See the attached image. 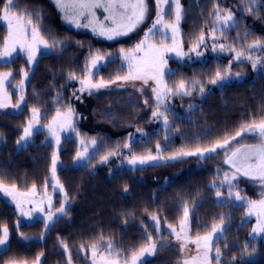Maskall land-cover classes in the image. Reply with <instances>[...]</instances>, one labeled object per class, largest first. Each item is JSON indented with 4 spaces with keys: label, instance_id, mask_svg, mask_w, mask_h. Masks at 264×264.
<instances>
[{
    "label": "trees",
    "instance_id": "1",
    "mask_svg": "<svg viewBox=\"0 0 264 264\" xmlns=\"http://www.w3.org/2000/svg\"><path fill=\"white\" fill-rule=\"evenodd\" d=\"M4 1L0 0V8ZM14 1L13 8L18 11L39 12L42 34L50 45L52 38L63 41L53 47L54 51L39 55L25 86L26 98L22 109L39 108L45 113L44 118H48L55 109L71 105L76 82L69 79V74L79 75L88 55L95 51H113L123 44L109 46L90 34L65 27L49 0ZM246 2L180 0L183 8L180 20L183 47L194 44L201 32L211 30L217 5L221 13H233L234 24L228 26L226 36L230 43L240 49H246L255 41L264 44V3L258 2L253 6L255 11L249 13L244 10ZM2 31L0 27V36ZM259 51L263 54L264 48ZM24 63V58L17 56L9 63L0 64V70L13 71L15 82ZM167 64L175 73L165 76L169 87L181 79L187 82L195 79L205 87L217 68L221 71L226 69L228 59L208 58L204 62L168 59ZM116 68L117 61L110 60L98 74L101 79L107 80L124 72L123 68L115 72ZM192 93L194 96L195 91ZM261 117H264V70L252 78L224 83L207 91L194 106L180 116H173L165 133L162 129L151 131L141 140L127 143L126 132L110 133L77 126L81 137H98L99 141L94 154L81 165L70 164L77 150V139L72 134L63 139L58 150L57 177L68 196V214L57 217L47 228L40 219L31 222L23 220L16 224L12 205L0 202V226L6 225L9 229V250L0 255V264H5L13 256L28 263L34 262L41 253V264H67V254L61 242L68 245L71 264H85L79 256V249L101 236L103 241L111 240L115 248L130 253L147 242L144 228L157 240L158 234L151 220L153 214L159 217L160 235L169 244L171 235L165 226L175 224L182 217L185 201L194 209L190 225L192 234L206 233L212 223L219 222L221 214L225 215L226 231L213 247L221 249V264H264V234L261 238L249 237L251 220L245 219L243 206L231 203L221 205L215 199L216 188L210 187V182L217 177L216 173L203 165H191L174 176L169 169L181 159L170 164L166 162L140 168L108 164L115 161V157L109 155L113 151H119V156L155 154L159 144V152L168 155L181 149L209 147L226 133L234 135L242 122ZM4 131L0 121V133ZM44 136L41 130L33 133L31 141L18 149L14 148L10 138L0 144V182L8 187L16 185L17 189L27 190L33 183L37 189L44 188L47 179L51 186L50 166L54 146ZM126 143L130 144V149L124 148ZM104 156H108L107 162L98 163ZM125 186L127 192L124 191ZM57 191L54 204L64 199V193ZM21 233L31 239H22ZM246 244L249 247L245 251ZM157 245L159 251L166 248L160 247L159 240ZM157 264L162 263L157 261Z\"/></svg>",
    "mask_w": 264,
    "mask_h": 264
},
{
    "label": "snow or ice",
    "instance_id": "2",
    "mask_svg": "<svg viewBox=\"0 0 264 264\" xmlns=\"http://www.w3.org/2000/svg\"><path fill=\"white\" fill-rule=\"evenodd\" d=\"M58 10L62 13V19L67 23L74 25L76 28H91L95 35L106 38L107 40H114L119 37L128 36L133 33L141 24L144 23L148 14L147 0H54ZM258 2L264 3V0H247L245 4V11L253 13L255 11L254 5ZM156 3V19L145 31L144 37L135 44L131 50L120 49L121 57L127 62L128 72L124 76H117V80L123 81H143L145 85L148 84L149 80L155 83V87L151 89L156 100V111L152 112L154 118L164 117L165 126L168 125L169 121L166 116L167 106L164 110L161 109V105H165V101L169 96L182 95L191 96L193 90L204 93L205 89L198 80L193 79L190 82L184 79L179 82H174L173 87H169L165 81L166 75H175V73L167 68V60L165 59L166 54L174 53L176 57L183 59L188 53L182 50V45L179 44L177 37L179 34V23L182 18L183 8L180 0H155ZM166 5L172 7L167 11H171L174 14L173 23H165V15L167 14ZM14 0H5L3 7L0 8V21L7 22V35L3 38V48L0 49V59L9 58L13 53L20 52L27 56V62L32 64L36 61L37 54L41 52V49H49L55 47L57 44H62L63 41L52 38L51 45L48 39L42 34V20L39 12H30L26 9H21L18 12H14L13 9ZM102 9L104 15L103 21L97 17V10ZM35 17V20L33 19ZM215 21L219 22L217 26H214L212 32L215 33L217 27H220L221 34L223 35V28L228 27L230 24H234V16L231 11H227L226 15H221V11L218 5L215 8ZM159 26V27H158ZM171 32L169 37L168 32ZM160 34V43H151L153 37ZM171 39L172 44L169 46L165 41ZM215 40V37L213 36ZM201 45L206 46L205 36L203 32L197 38V42L189 50L194 52L197 57H202L203 52L198 51ZM249 49L264 48V44L260 41L248 45ZM228 50L224 44L218 46L214 43L212 45V51H226ZM234 50V49H233ZM142 54V55H139ZM235 58L237 60L247 59L251 62L252 68L255 70L258 66L264 68V60L254 59L251 54L245 56L243 52H236ZM104 59L101 55H95L90 61V66L86 67L85 74L86 78L80 80L81 88L79 91H89L91 94L92 89H100L108 86V83H114L115 81L105 82L101 79L99 82L93 83L92 76L94 75L93 69H96L99 62ZM11 72L0 73V108L7 107L10 101V97L6 90V83L9 78L12 77ZM24 77L27 78L28 73H23ZM237 77L240 73L235 74ZM231 70L226 69L221 71L217 68L214 77H212L209 83L216 85L230 79ZM74 73L69 74V79H76ZM24 81L21 80L19 88L23 91ZM199 85V87H197ZM143 91V88L138 89ZM75 96V93H73ZM78 98V97H77ZM24 101V96L19 97L17 104L13 105L15 108L20 107V103ZM58 102V101H57ZM147 103V101H145ZM32 119L28 121L27 126L23 129V135L17 141L20 144L21 141H26L33 135V129L40 120V110L33 107L31 109ZM75 112L71 105L67 106L65 112H61L57 109L56 115L52 118V122L49 123L46 128L49 136L54 139L57 146L60 144V132L62 131H77L74 124ZM142 129H137V132H141ZM251 134L254 138L259 140L256 144L241 143L238 147H232L233 142H238L237 138H243L244 136ZM167 139V137H165ZM81 141V144H84ZM96 140H92L91 144L96 145ZM157 151H160V145L157 144ZM124 148L130 149V144H124ZM218 150H224L225 159L224 163L231 166L234 172L229 175L225 172L223 179L220 184L217 185L214 181L210 187L216 188L215 196L221 205L227 203V201L246 203L248 211L246 216L251 217L255 215L257 217V224L252 229L254 236L264 234V193L262 198L259 200H248L242 196L240 191L233 192L236 185L233 183L236 180L237 175H243L253 180H258L261 185H264V117L259 120L253 118L247 122H242L239 129L235 131L234 135H228L227 133L222 137L218 138L210 147L200 148L197 147L195 150L181 149L175 154L168 157V160L182 159L187 156H196L198 158H207L210 154L217 153ZM119 151L110 152L109 155H119ZM85 158V153L77 152L76 159L81 160ZM162 157L159 155L153 156L148 155H131L128 159L130 165H145L151 162L160 160ZM104 162H107L108 156H104ZM59 155L58 152L52 153L51 158V187L52 189L59 190L64 193V199L61 201V206L55 211L52 210V198L48 195V180L44 183V192L40 199H32L36 196L37 186L35 183L32 184L31 189L27 193H20L17 191L16 185H12L10 188L0 182V192H3L6 196H11L16 204L17 210H19L22 216L32 217L33 212L43 213L45 211V201L47 202V215L44 216L43 220L45 228L48 227L49 222H54V218L57 214L64 216L68 214V210L65 205L68 203L67 193L64 192V186L60 183L57 177V166H58ZM227 185V201L223 199V193L219 190L220 187ZM124 191L127 192V186ZM22 203H29L33 205L30 211H25L22 207ZM194 209L191 208L187 201L183 202L182 206V218L179 223V230L173 228L172 225H168L171 229L170 235H174L176 241L179 242V251L181 253L191 252L187 248L188 244L195 245V254L187 255L179 261V264H212L213 259L216 264H221L222 252L220 248H216L213 254L214 244L219 242L226 231L225 215L221 214L219 223H212L211 230L207 231L204 235L197 234L195 238L190 235L191 232V218ZM151 220L154 222L153 228L156 231L157 240L160 241V247H170L171 245L163 241L161 233L160 219L157 215H151ZM144 234L147 238V242L141 245L137 250H132L130 255L125 258L122 256L121 251L117 250L109 240L106 244L94 243L90 245L92 253V264H121V260H124V264H144V258L146 256H152L157 251V240H154L147 228L143 229ZM21 238L24 240L31 239L30 237L24 236L21 233ZM104 237H99V241L102 242ZM61 245L65 252H68V245L61 242ZM103 246L104 251H99L100 247ZM227 247V245H225ZM249 245H245V251ZM9 250V229L6 225L0 226V255ZM83 250V245L81 246ZM41 253L35 258L33 264H41L40 257ZM243 256V253L241 254ZM235 261V257L232 258ZM5 264H28L26 260H19L16 257H9ZM67 264H71V255L68 256Z\"/></svg>",
    "mask_w": 264,
    "mask_h": 264
},
{
    "label": "rangeland",
    "instance_id": "3",
    "mask_svg": "<svg viewBox=\"0 0 264 264\" xmlns=\"http://www.w3.org/2000/svg\"><path fill=\"white\" fill-rule=\"evenodd\" d=\"M53 7L55 8L56 12L58 13L59 19L61 21V24L65 27L72 29L74 31L79 32H85L87 34H90L94 38H96L99 41L105 42L107 45H115V44H123L121 46H117L116 49L113 51H105V52H92L90 55H88L85 58L84 65L82 72L79 75H76V79L74 81L76 82V91L75 96L71 98V106L74 109L75 115L73 117L74 124L76 127V130L78 129L77 126L84 127L86 129H99V130H106L110 133H118V132H126L127 133V143L133 141V140H141L146 133L151 131H156L159 129H162V132L165 133V129L169 126V123L167 126L164 124V117L160 118H154L152 116V112L156 111V100L155 96L152 93L151 89L155 87V83L151 80H149L148 84L145 85L143 81L135 80V81H123V80H117L116 77H113L111 79L104 80L105 82L115 81L114 83H108V86L105 88L100 89H92L91 94H89L88 90H85L83 92L79 91L81 88L80 80L86 78L85 70L86 67L90 66V61L93 56L95 55H101L104 57L102 61L99 62L96 69H93L94 75L92 76V82L96 83L101 80L99 76V70L104 67L108 61L110 60H116L117 61V68L115 72L121 71V69H124V72L119 76H124L128 72V65L127 62L124 61L121 57L120 49L124 48L125 50H131L134 48L135 44H137L143 37L145 31L151 25L156 19V3L155 0H147L148 4V14L147 18L145 19L144 23L139 26L133 33L129 34L128 36L119 37L114 40H107L104 37L95 35L91 28H76L74 25H71L64 21L62 19V13L58 10L54 0H49ZM5 2V1H4ZM15 3V1H14ZM171 5H166V11L170 9ZM14 12H18L15 8L12 9ZM97 17L99 20L103 21L105 13H103L102 9L97 10ZM227 12L221 13V15H226ZM165 23H173L174 22V14L171 11H167V14L165 15ZM219 22L215 21L211 30L207 31L204 34L206 46L201 45L198 51H201L204 53L202 57H197L194 52H190L189 50L193 47L194 44H191L189 47H183L181 37H180V23H179V34L177 37V40L179 44L182 45V50L186 53H188L187 56H185L183 59H180L176 57L174 53H168L165 56V59L168 61V59H177L179 61H198V62H204L208 58H227L228 64L226 69L231 70V77L230 79L222 82L221 84L213 85L211 83H208L207 86L204 87L205 91L203 94H201L198 91H195V95L193 96V93L191 96H182V95H175V96H169L166 101L165 105H161L160 110H164L165 106H167V112L166 116L168 121L173 118V116H180L183 114L187 109L191 108L195 105V103L198 102L199 98L205 95L207 91L217 89L220 86H222L224 83L232 82V81H241L243 79H248L254 77L259 71H263L264 68H261L260 66L257 67V69H253L251 62L247 59H240L237 60L235 58L236 52H243L245 56H248L249 54L252 55L254 59H262L264 60V53L262 54V51H259V49L263 50V48H255V49H249L248 47L246 49H240L235 47L232 43H230L227 39V28H223V35L221 34L220 27H217V30L215 33L212 32V29L214 26H217ZM231 25V24H230ZM0 27L2 28L1 38H0V49L3 48V38L7 35V22L0 21ZM159 27V26H158ZM169 37H171V32H168ZM213 36L215 37V40L213 39ZM151 43L159 44L160 43V34L157 33L155 37L152 38L150 41ZM169 46H171L172 41L171 39H168L165 41ZM216 44L217 46L219 44H224L228 50L220 52L212 51V45ZM234 49V50H233ZM54 51L53 47H50L49 49H41V52L37 54L36 61L32 64H29L27 62V56L20 52L19 49L17 52L13 53L11 57L0 59V64L3 63H9L13 59H15L17 56H21L24 58L25 63L20 66L19 69V77L18 79L13 82V75L9 78V81L6 83L5 87L8 92V95L10 97V101L7 107L0 108V121L5 127V131L3 133H0V144L8 140L9 138L12 139V144L14 148L18 149L21 146L26 145L29 141H31V137L28 138L26 141H21L20 144H17V141L20 139V137L23 135V129L27 126V123L29 120L32 119V113H31V107L26 108L25 110L22 109L23 103L26 98V91L25 86L27 84L28 78L30 76V73L36 64L39 55L49 53ZM142 55V54H139ZM167 68L168 67L167 64ZM225 69V70H226ZM4 72H11L13 74V71L11 70H0V73ZM27 72L28 76L27 78L24 77L23 73ZM239 72L240 76L237 77L235 74ZM21 80L24 81L23 84V91L21 92L19 88V84ZM143 88V91H139L138 89ZM23 95L24 101L20 103L19 108L13 107V105L17 104L19 101V97ZM78 97V98H77ZM147 101V103H145ZM55 102V101H54ZM36 108V107H35ZM39 109V108H38ZM59 109L62 113L67 110L66 106L59 107ZM57 109H55L52 113V115L48 118L45 117V113L40 110V120L39 123L36 124V126L33 129V133H36L38 131H43L45 136L44 139H48L50 143L54 146V152H58V150L61 148L63 139L65 137H68L69 134H72L73 137L77 139V150L70 162L71 165H81L86 163L92 154H94L96 145L99 141L98 137H81L78 133V130L73 131H62L60 132V144L59 146L56 145L54 139H52L51 136H49L47 132L46 126L52 122V118L56 115ZM20 111H22L20 113ZM142 129L141 132H137V129ZM92 140H96V145L93 146L91 144ZM81 141H84V144H81ZM238 142H233L232 147H238L241 143H247V144H256L259 143V140L254 138L251 134H248L244 136L242 139L237 138ZM210 147V146H209ZM196 149V148H195ZM193 149V150H195ZM77 152L85 153V158L81 160L76 159ZM121 152V151H120ZM175 154V153H173ZM163 155L160 152H157L155 154H151L153 156L159 155L162 157L160 160L151 162L149 164L145 165H130L128 163V159L130 156H123V155H111V157H115V161L108 162L109 165H113L114 167H128V168H137V167H144V166H150V165H161V164H170L171 162L177 161V160H168V157L173 155ZM148 155V154H144ZM210 155H213L209 157ZM207 158H198L196 156H187L183 157L178 163H174L172 167L169 169V171L175 176L178 175L186 166H200L203 165L208 170H211L212 172L216 173L217 177L213 179V181L210 182V185L215 181L217 185L220 184V181L223 179V175L225 172H228L229 175H231L234 172V169L231 168L230 165L224 163L225 159V153L224 150H218L217 153L210 154ZM141 156V155H137ZM104 162L103 159L99 160L98 163ZM51 169V166H50ZM51 174V172H50ZM163 177H167L163 175ZM233 183L236 185V187L233 189V192L240 191L241 195L246 197L248 200H259L262 198V193H264V185H261V183L258 180H253L249 177H245L243 175L238 174L236 180L233 181ZM6 186V185H5ZM8 187V186H7ZM10 188V187H9ZM31 188L27 190H20L17 189L20 193H27L30 191ZM217 190V189H216ZM219 190L223 193V199L227 201V192L228 187L225 184L223 187H220ZM48 195L52 198V210L55 211V209H58L61 206V202L55 203L54 200L57 197L55 194L58 193L57 190H53L50 186L48 189ZM44 192V188L37 189L36 196L32 199H40L42 194ZM216 192V191H215ZM214 192V196H215ZM215 199L217 200L216 196ZM218 201V200H217ZM0 202L10 203L15 210L16 213V224H20L23 220L25 222H31L35 219H40L44 223V216L47 215V202L45 201V211L43 213L39 212H33L32 217L29 216H22L16 208V204L13 201L11 196H6L3 192H0ZM227 203H231L234 205H240L244 208V217L246 220H251L250 228L248 231L249 237H255V238H261L263 237V234L254 236L252 234L253 227L257 224V217L255 215L248 217L246 216V213L248 211V206L246 203L241 204V202L236 201H227ZM67 204L65 205V207ZM22 207L25 211H30L33 208L32 204L29 203H22ZM61 215L57 214V216L54 218V220ZM182 218V217H181ZM181 218L175 223L171 224L173 228H176L179 230V223ZM52 222H49V225ZM219 223V222H217ZM48 225V226H49ZM45 226V223H44ZM165 230L170 233L171 229L168 228V225L165 226ZM211 230V229H210ZM209 230V231H210ZM205 233L199 234L204 235ZM190 235L195 238L196 234H192L190 232ZM101 243L106 244L108 241H102L100 242L99 239L83 246V250L81 248L79 249V256L80 258L84 259L85 264H92V253L90 250V245L94 243ZM171 245L170 247H166L162 249L161 251H157L152 256H146L144 258V264L149 263H155L157 264V261H160L162 264H179V261L186 257L187 255H194L195 254V245L188 244L187 248L191 250V252H185L181 253L179 251V242L176 241L175 236L171 235V240L169 242ZM62 246V245H61ZM158 246V245H157ZM63 248V247H62ZM119 250L118 248H116ZM138 249V248H137ZM136 249V250H137ZM64 250V249H63ZM99 251L103 252L104 248L103 246L100 247ZM121 251V250H119ZM65 252V251H64ZM215 252V249L213 248V254ZM67 254V261H68V252H65ZM121 254L123 257L127 258L130 253H126L124 251H121ZM149 259V260H148ZM28 264H33V262H30ZM121 264H124V260H121ZM212 264H216V261L213 260Z\"/></svg>",
    "mask_w": 264,
    "mask_h": 264
}]
</instances>
